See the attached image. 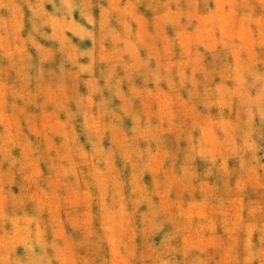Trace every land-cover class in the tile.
I'll return each mask as SVG.
<instances>
[{"label":"rangeland","instance_id":"rangeland-1","mask_svg":"<svg viewBox=\"0 0 264 264\" xmlns=\"http://www.w3.org/2000/svg\"><path fill=\"white\" fill-rule=\"evenodd\" d=\"M0 264H264V0H0Z\"/></svg>","mask_w":264,"mask_h":264},{"label":"bare ground","instance_id":"bare-ground-1","mask_svg":"<svg viewBox=\"0 0 264 264\" xmlns=\"http://www.w3.org/2000/svg\"><path fill=\"white\" fill-rule=\"evenodd\" d=\"M93 92V91H92ZM87 162V161H86Z\"/></svg>","mask_w":264,"mask_h":264}]
</instances>
